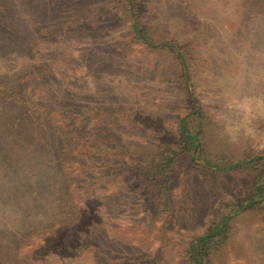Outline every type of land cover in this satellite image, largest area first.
<instances>
[{"label":"rangeland","instance_id":"1","mask_svg":"<svg viewBox=\"0 0 264 264\" xmlns=\"http://www.w3.org/2000/svg\"><path fill=\"white\" fill-rule=\"evenodd\" d=\"M183 5L146 0L140 18L159 39L186 45L195 102L186 97L169 55L132 37L117 2L0 0V66L22 76L26 86L36 84L48 108L73 117L85 112L75 140L89 146L94 156L89 162L96 166L76 179L78 220L59 224L45 242L22 243L10 255L12 264H191L190 243L218 213L233 217L214 264H264V210L236 211L250 172L214 166L264 155V30L258 34L253 28L233 40L224 34L225 22L200 16L175 22ZM196 104L208 116L204 142L213 165L193 166L187 156H178L169 171V207L156 210L159 182L145 186V157L173 142L183 117L196 124L190 116ZM152 122L163 129L155 130ZM91 147L110 153L94 154ZM51 209L45 202L37 206L41 215ZM62 230L70 244L98 250L49 252ZM36 243L44 244L38 258L30 256Z\"/></svg>","mask_w":264,"mask_h":264},{"label":"trees","instance_id":"2","mask_svg":"<svg viewBox=\"0 0 264 264\" xmlns=\"http://www.w3.org/2000/svg\"><path fill=\"white\" fill-rule=\"evenodd\" d=\"M113 1L121 6L130 20V30L135 40L169 55L178 70L186 97L195 102L197 98L193 88L188 85L189 52L186 45L176 39H159L153 34V26L140 18V10L146 0ZM215 1L223 4L218 6ZM183 3L173 16L176 17L175 22L186 24L199 16L209 18L212 23L225 22L227 29L224 34H229L233 40L240 33L249 36L253 28L258 34L264 30V0H183ZM170 9H176L175 3ZM22 79V76L5 72V67L0 66V264H12L10 255L18 251L22 243L35 238L45 242L44 236L50 235L54 229L59 230V224L71 225L78 220L81 197L75 195L76 179L84 177L83 173L89 167H96L89 162L94 157L89 154V146L78 144L75 140V128L84 119L85 112L76 113L73 117L60 109L48 108L41 102L40 88L36 84L26 86ZM190 116L196 122L194 126L188 125L183 117L173 142L157 147L145 157L146 164L142 167L145 186L156 188L155 183L159 182L155 196L156 210L169 207V171L178 156H187L193 166L213 165L204 142L208 116L200 104L193 107ZM152 123L155 130L163 129L158 122ZM91 149L92 153L98 155L110 153L99 147ZM214 166L222 171H249L250 178L239 192L236 211L264 210V155ZM82 189L80 187L78 191ZM42 202L49 204L52 211L39 214L37 206ZM232 215L216 214L205 231L190 243L188 257L191 264H214L216 250L228 237ZM74 216H77L75 220ZM59 234L60 242L51 244L49 252L54 249L66 253L98 250L97 246H88L83 242L70 244L64 230ZM43 245H32L30 256L38 258ZM48 259L51 261L52 258Z\"/></svg>","mask_w":264,"mask_h":264}]
</instances>
